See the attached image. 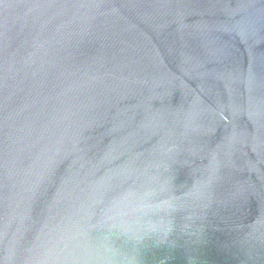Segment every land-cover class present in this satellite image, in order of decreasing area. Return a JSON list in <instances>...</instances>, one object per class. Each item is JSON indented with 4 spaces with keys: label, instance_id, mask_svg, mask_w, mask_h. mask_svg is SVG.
Wrapping results in <instances>:
<instances>
[{
    "label": "water",
    "instance_id": "1",
    "mask_svg": "<svg viewBox=\"0 0 264 264\" xmlns=\"http://www.w3.org/2000/svg\"><path fill=\"white\" fill-rule=\"evenodd\" d=\"M0 264H264V0H0Z\"/></svg>",
    "mask_w": 264,
    "mask_h": 264
}]
</instances>
